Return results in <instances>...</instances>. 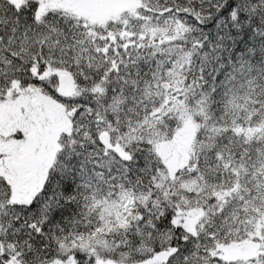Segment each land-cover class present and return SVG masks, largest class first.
<instances>
[{"label": "snow or ice", "instance_id": "6c2138e0", "mask_svg": "<svg viewBox=\"0 0 264 264\" xmlns=\"http://www.w3.org/2000/svg\"><path fill=\"white\" fill-rule=\"evenodd\" d=\"M0 264H264V0H0Z\"/></svg>", "mask_w": 264, "mask_h": 264}]
</instances>
